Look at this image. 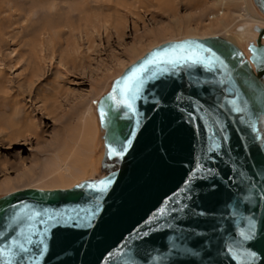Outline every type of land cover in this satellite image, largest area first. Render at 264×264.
<instances>
[{"label":"water","instance_id":"obj_1","mask_svg":"<svg viewBox=\"0 0 264 264\" xmlns=\"http://www.w3.org/2000/svg\"><path fill=\"white\" fill-rule=\"evenodd\" d=\"M254 29L247 52L186 37L126 67L97 102L105 174L0 196V250L15 253L0 264H264V26ZM126 78L141 84L131 108Z\"/></svg>","mask_w":264,"mask_h":264},{"label":"rangeland","instance_id":"obj_2","mask_svg":"<svg viewBox=\"0 0 264 264\" xmlns=\"http://www.w3.org/2000/svg\"><path fill=\"white\" fill-rule=\"evenodd\" d=\"M245 8L264 20L254 0H0V196L102 176L96 106L112 81L166 41L220 35L247 52L264 24Z\"/></svg>","mask_w":264,"mask_h":264},{"label":"snow or ice","instance_id":"obj_3","mask_svg":"<svg viewBox=\"0 0 264 264\" xmlns=\"http://www.w3.org/2000/svg\"><path fill=\"white\" fill-rule=\"evenodd\" d=\"M210 52V50H209ZM256 50H254V55ZM193 55H199V53H194ZM191 59V57H189ZM141 84L139 82H135L134 78H126L123 82V88L119 89L121 94L125 97V100L122 101L128 108L132 107V101L137 99L139 91H140ZM111 99H115V97H110ZM30 242V241H29ZM18 251L24 252L27 249L24 247L23 244H16ZM0 256L5 257L6 260H10L12 257L15 256V253H5L3 250H0Z\"/></svg>","mask_w":264,"mask_h":264},{"label":"bare ground","instance_id":"obj_4","mask_svg":"<svg viewBox=\"0 0 264 264\" xmlns=\"http://www.w3.org/2000/svg\"><path fill=\"white\" fill-rule=\"evenodd\" d=\"M197 2V1H196ZM245 18L247 19V18H249L251 21H253L255 24H264V20H260V19H256L249 11H248V9L247 8H245ZM240 30H244L243 28H240ZM257 32V31H256ZM256 41V40H255ZM264 41V40H263ZM96 112H97V106H96ZM97 116H98V113H97ZM98 120H99V117H98ZM99 123H100V121H99ZM28 126V125H27ZM26 126V127H27ZM31 126V125H30ZM23 128H25L24 126H23ZM27 128H29V126L27 127ZM21 129V128H20ZM100 129H101V131L104 133V130L101 128V126H100ZM2 129H0V135L2 134V136H4L5 134L4 133H2V131H1ZM25 130H27L26 128H25ZM24 129H23V131H25ZM14 132H16L17 133V130L16 131H14ZM10 134V133H9ZM18 134V133H17ZM20 134V133H19ZM7 135H8V133H7ZM6 137V136H5ZM2 138V137H1ZM9 138V137H8ZM103 138V137H102ZM103 141H104V139H103ZM104 149H105V146H104ZM105 152V151H104ZM104 157V156H103ZM57 160L60 162V164H61V166H62V168H66V166H65V164L61 161V159L59 158V157H57ZM103 161V160H102ZM67 170V172H69V169H66ZM101 170H102V163H101ZM105 173H103V175H104ZM23 181H28L29 179L28 178H24V179H22Z\"/></svg>","mask_w":264,"mask_h":264}]
</instances>
